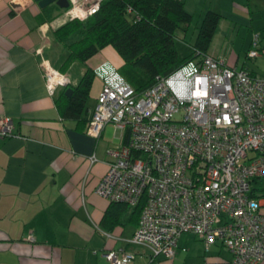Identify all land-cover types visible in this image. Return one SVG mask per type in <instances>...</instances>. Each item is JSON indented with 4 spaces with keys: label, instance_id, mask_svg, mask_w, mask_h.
<instances>
[{
    "label": "built area",
    "instance_id": "built-area-1",
    "mask_svg": "<svg viewBox=\"0 0 264 264\" xmlns=\"http://www.w3.org/2000/svg\"><path fill=\"white\" fill-rule=\"evenodd\" d=\"M99 1L66 0L62 16L82 20ZM256 42L254 36L251 46ZM257 55L247 50V57ZM40 66L47 95L69 83L47 61ZM92 73L101 85L83 132L97 138L110 124L128 134L125 143L105 148L93 193L129 207L141 202L129 241L145 246L150 258L170 259L177 237L191 233L205 250L220 244L231 264L264 263L263 198L250 193L252 180L264 178V76L207 53L139 92L106 61ZM11 135V120L0 115V137ZM101 256L109 264L132 259L120 249Z\"/></svg>",
    "mask_w": 264,
    "mask_h": 264
},
{
    "label": "crops",
    "instance_id": "crops-1",
    "mask_svg": "<svg viewBox=\"0 0 264 264\" xmlns=\"http://www.w3.org/2000/svg\"><path fill=\"white\" fill-rule=\"evenodd\" d=\"M37 1L0 0V115L9 117L13 131L0 137V264H109L101 256L108 249L130 252L127 264H231L227 250L217 243L205 250L191 233L177 237L172 258H150L145 246L129 241L137 224L132 210L93 193L105 171V148L121 143L124 129L105 124L93 138L83 132L85 124L59 115L53 103L57 91L47 95L40 62L59 71L66 51L53 40L52 30L65 18L54 3L43 9ZM203 2L220 16L206 53L256 74L238 64L232 45L243 27L256 36L264 56L257 33L264 36V0ZM228 33L234 35L229 41ZM100 51L103 58L91 66L72 61L63 70L70 85L85 66L103 61L120 65L110 46ZM92 85L96 96L100 80L93 77L88 94ZM93 106L85 104V118ZM91 156L94 162H89ZM107 209L110 220H117L112 225L101 222Z\"/></svg>",
    "mask_w": 264,
    "mask_h": 264
},
{
    "label": "trees",
    "instance_id": "trees-1",
    "mask_svg": "<svg viewBox=\"0 0 264 264\" xmlns=\"http://www.w3.org/2000/svg\"><path fill=\"white\" fill-rule=\"evenodd\" d=\"M219 17L214 11H204L193 40L187 42L184 35L191 22V14L184 9L183 0H100L94 13L82 20H65L52 30L53 40L66 51L58 69L63 72L72 61L85 64L101 48L110 46L121 60L115 67L116 72L134 91L139 92L153 84L156 78L164 77L184 62L196 59L198 53H206ZM72 34L77 37L70 40ZM253 48L258 52L257 42ZM92 69L85 66L75 85L68 83L57 87V95L53 94L59 115L73 120L76 125H84L88 119L84 117L85 100L94 77ZM67 87L71 92L65 96ZM127 136L124 130L122 143L126 142ZM259 181L262 183L258 184ZM250 193L263 198L261 211L264 213V178L252 180ZM108 203L129 207L121 202ZM140 205L141 202L129 207L137 219ZM109 213L108 209L104 211L101 222L108 220L112 225L117 220H110Z\"/></svg>",
    "mask_w": 264,
    "mask_h": 264
},
{
    "label": "rangeland",
    "instance_id": "rangeland-1",
    "mask_svg": "<svg viewBox=\"0 0 264 264\" xmlns=\"http://www.w3.org/2000/svg\"><path fill=\"white\" fill-rule=\"evenodd\" d=\"M198 0H184V9L189 12L191 14V22L188 26L187 32L184 35V40L187 42H191L193 40V36L195 35L196 32V28L199 24L200 18L202 16V14L204 13V11L206 10V3L204 4L203 0H201L199 3H197ZM60 15V14H59ZM62 15H60L61 17ZM63 21V20H62ZM250 31H247V29L240 27L239 31H238V35L236 37V39L234 40V43L232 45V53L234 54V56H237V62L238 64H244L245 67L250 68L252 70L255 71L256 74L258 75H264V56L258 51L257 56L251 58V57H247L246 53H247V45L249 42V39L251 37V41L253 39V35L254 34H250ZM258 36L260 38V44L264 43V36H261V33L257 32ZM228 41L233 39V33H228ZM226 36V37H227ZM77 36L76 34H72L70 36V40L75 39ZM257 39V38H256ZM109 48V47H108ZM106 48V49H108ZM253 48V47H251ZM110 49V48H109ZM102 57V51H97L93 56H91L90 58H88L85 61V64L90 65L89 63H96L97 61H99ZM76 63V62H75ZM76 65H79V63L77 62ZM91 66V65H90ZM52 69H54L52 67ZM56 70V69H55ZM40 71L42 73V67L40 66ZM96 80H94L93 85H95ZM93 85L89 91V94L85 100V104L86 105H94L93 102L95 103V93L93 90ZM261 184L262 181H259L258 184Z\"/></svg>",
    "mask_w": 264,
    "mask_h": 264
},
{
    "label": "water",
    "instance_id": "water-1",
    "mask_svg": "<svg viewBox=\"0 0 264 264\" xmlns=\"http://www.w3.org/2000/svg\"><path fill=\"white\" fill-rule=\"evenodd\" d=\"M49 3H54L57 7L59 8H65L67 3L66 0H38L37 1V5L42 8L45 5L49 4ZM71 92V89L69 87L65 88L64 90V95L68 96Z\"/></svg>",
    "mask_w": 264,
    "mask_h": 264
}]
</instances>
